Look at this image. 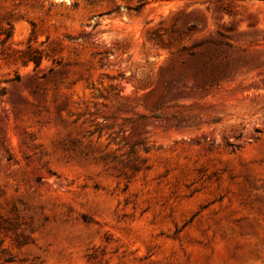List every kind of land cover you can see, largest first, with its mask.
<instances>
[{
	"label": "rangeland",
	"instance_id": "374dc122",
	"mask_svg": "<svg viewBox=\"0 0 264 264\" xmlns=\"http://www.w3.org/2000/svg\"><path fill=\"white\" fill-rule=\"evenodd\" d=\"M0 264H264V0H0Z\"/></svg>",
	"mask_w": 264,
	"mask_h": 264
},
{
	"label": "trees",
	"instance_id": "16d2710c",
	"mask_svg": "<svg viewBox=\"0 0 264 264\" xmlns=\"http://www.w3.org/2000/svg\"><path fill=\"white\" fill-rule=\"evenodd\" d=\"M29 62H33L35 65V68H37L41 63V57H39L37 55L36 56H29L28 58H26V61L24 63H25V65H27ZM232 146H235V144L228 145V147H232Z\"/></svg>",
	"mask_w": 264,
	"mask_h": 264
}]
</instances>
